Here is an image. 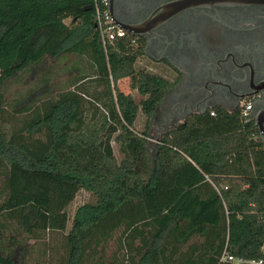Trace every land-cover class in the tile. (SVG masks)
I'll return each instance as SVG.
<instances>
[{
  "label": "trees",
  "instance_id": "trees-1",
  "mask_svg": "<svg viewBox=\"0 0 264 264\" xmlns=\"http://www.w3.org/2000/svg\"><path fill=\"white\" fill-rule=\"evenodd\" d=\"M69 56L90 72L55 97L28 101L49 84L42 66ZM142 56L143 44L127 34L104 52L90 0H0V230L16 222L36 240L67 230L61 264H87L117 231L124 257L137 264H222L224 252L264 262V149L253 122L215 106L152 145L150 127L172 84L136 70ZM106 72L113 84L128 78L138 99L119 95L117 111ZM37 73L35 90L13 106L27 100L18 112L30 116L11 128L5 85ZM80 193L93 201L69 218ZM2 239L0 264H16L13 247L25 245L12 238L6 249Z\"/></svg>",
  "mask_w": 264,
  "mask_h": 264
},
{
  "label": "flooded vegetation",
  "instance_id": "flooded-vegetation-1",
  "mask_svg": "<svg viewBox=\"0 0 264 264\" xmlns=\"http://www.w3.org/2000/svg\"><path fill=\"white\" fill-rule=\"evenodd\" d=\"M178 1L112 3L115 19L141 34L127 35L143 44L142 57L168 68L172 87L160 106L167 105L168 121L215 106L232 112L250 102V122L264 149V4L203 0L170 13Z\"/></svg>",
  "mask_w": 264,
  "mask_h": 264
},
{
  "label": "rangeland",
  "instance_id": "rangeland-1",
  "mask_svg": "<svg viewBox=\"0 0 264 264\" xmlns=\"http://www.w3.org/2000/svg\"><path fill=\"white\" fill-rule=\"evenodd\" d=\"M70 57L71 56L62 60L60 64L58 63V61L50 60L42 66V68H45L46 70L50 69V74L48 76L49 84L38 91L40 92V95L37 93L35 97L28 98V101H33L36 98L38 99L39 97L41 99H45L46 97H55L56 95H58L59 92L67 89L69 84L68 81L74 77V73H70V70L68 68L63 69V67H65L67 60ZM64 62L66 63L64 64ZM135 67L136 70L146 69L149 72L155 75L162 76L163 78H166L168 80V68L163 64L154 63L144 57H141L137 60ZM85 71L90 72L88 71V69H86ZM39 73L33 76L25 75V77H23L17 82H12L5 85L2 104V107L5 110L3 118L6 120V124L9 127L17 128L23 122H25L26 119L29 118L30 115L18 112L24 103L26 105L27 100L25 102L23 101L22 103H20L16 108H14L13 106L18 101L26 98L28 92L33 89L35 90V82L39 79ZM105 76L109 84L112 100L115 104L117 111L118 106L116 105V100L119 95L124 96V99L126 101L138 99L136 93L130 89V81L128 78L120 80L118 83L113 84L109 76V72H106ZM94 85V82L90 84V86L88 87L90 91L99 92L102 86H96L93 88ZM14 109H16V111H13ZM167 112V105H163L162 107H160L159 112L157 113L155 119L152 122V125L150 127V136L152 139H149L152 145H154L156 140L161 135L166 133L168 129L173 126H176L178 123L183 121V118H174L168 121ZM34 115L35 114H33V116ZM143 124V118H138V121L134 128L135 133L137 135L141 133L140 131L143 128ZM2 189L3 177L0 176V205L3 200V194L1 192ZM92 201L93 200L89 195H86L85 193H80L67 208L69 218L73 216L77 207L81 206L83 203H91ZM7 226L8 227H5L3 230H0L2 232L0 238H3L2 240L4 247L6 249L12 247V244L10 243L12 238H14L15 241L19 242L20 244L25 245V247H13L14 250L12 251V254L16 259V264H61V258L65 255L66 251L63 236L66 235L67 230L63 234H45L43 239L36 240L30 239L22 230H19L16 222L8 223ZM120 234L121 231H117L113 234L110 240L100 243L97 247H95L94 252H89L87 264H121V262L123 264H137L136 259H134L132 262L129 261L130 257L128 259L127 255L124 257V254L127 253V248L124 246ZM262 251L264 252V245L262 247ZM231 264L238 263L234 261Z\"/></svg>",
  "mask_w": 264,
  "mask_h": 264
},
{
  "label": "built area",
  "instance_id": "built-area-1",
  "mask_svg": "<svg viewBox=\"0 0 264 264\" xmlns=\"http://www.w3.org/2000/svg\"><path fill=\"white\" fill-rule=\"evenodd\" d=\"M91 7L95 17V28L97 30L101 46L106 52L107 47L114 41L123 38L127 33L122 30L113 20L109 11V0H90ZM251 103L247 102L240 108V116L244 123H249ZM214 112H210V116H213ZM236 261L238 264H264L263 261H244L241 259H235L224 252L219 263H232Z\"/></svg>",
  "mask_w": 264,
  "mask_h": 264
},
{
  "label": "water",
  "instance_id": "water-1",
  "mask_svg": "<svg viewBox=\"0 0 264 264\" xmlns=\"http://www.w3.org/2000/svg\"><path fill=\"white\" fill-rule=\"evenodd\" d=\"M203 0H182V1H178L174 4L173 7H171L170 9H172V11L169 10L170 13H174L175 9L176 11L178 10H181V9H185L187 7H191V6H194V5H197L198 3H201ZM240 3H243V4H249V3H258V4H264V0H239ZM112 3H113V0H109V11H110V14L114 20V22L122 29L124 30L127 34H130L132 35L133 37H141V34H138L136 32H133L131 31V29H128L126 28V26H124L123 24L119 23L114 15H113V11H112ZM163 13V11H162ZM164 14H162V16L159 18V20L161 21H164L165 19L168 18V5L164 7ZM257 124V127L258 129L259 128V124Z\"/></svg>",
  "mask_w": 264,
  "mask_h": 264
},
{
  "label": "crops",
  "instance_id": "crops-1",
  "mask_svg": "<svg viewBox=\"0 0 264 264\" xmlns=\"http://www.w3.org/2000/svg\"><path fill=\"white\" fill-rule=\"evenodd\" d=\"M64 60V59H63ZM78 59L76 58V56H71L68 60H67V63L66 62H64V64H65V67H63V69L64 68H68L69 70H70V73L72 72V73H74L73 75H74V77L75 76H77L80 72V74H82L83 73V71H85L86 69H87V67H88V65L87 64H85L84 63V61H77ZM62 62V60H59L58 61V63L60 64ZM78 63V64H75V63ZM63 65V64H62ZM61 67V66H60ZM183 122V121H182ZM182 122H180V123H182ZM180 123H178V124H180ZM177 124V125H178ZM195 241L196 242H198V244L199 243H201L203 240H201V239H195ZM135 244H137V242L135 243ZM186 247L187 246H185L184 248L186 249Z\"/></svg>",
  "mask_w": 264,
  "mask_h": 264
}]
</instances>
